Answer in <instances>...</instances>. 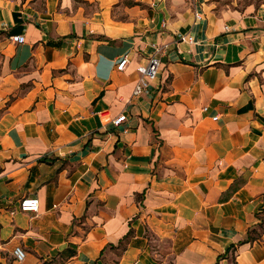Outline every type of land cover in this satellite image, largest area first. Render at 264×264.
Listing matches in <instances>:
<instances>
[{
	"label": "crops",
	"instance_id": "1",
	"mask_svg": "<svg viewBox=\"0 0 264 264\" xmlns=\"http://www.w3.org/2000/svg\"><path fill=\"white\" fill-rule=\"evenodd\" d=\"M0 264H264V0H0Z\"/></svg>",
	"mask_w": 264,
	"mask_h": 264
},
{
	"label": "built area",
	"instance_id": "2",
	"mask_svg": "<svg viewBox=\"0 0 264 264\" xmlns=\"http://www.w3.org/2000/svg\"><path fill=\"white\" fill-rule=\"evenodd\" d=\"M197 18H201L199 13H196ZM11 39L17 43L25 42L24 34H14L11 36ZM181 40L192 41L193 37L191 35H182ZM156 52L152 54L148 61L145 64H141L137 70L139 73L138 81L133 90V96H139L143 92H145L148 87L155 82L161 70L160 58L158 53L160 52V48L158 45H154ZM129 62V56L127 54L123 55L117 62V69L124 70ZM207 107H204L203 110H207ZM214 119H217V116H214ZM127 120V115L125 113H121L115 118H113L112 123L115 127L121 126ZM40 208V200L37 197H25L21 200V210L23 212H38ZM14 255L16 259L20 262L25 260L26 254L21 247H17L14 250Z\"/></svg>",
	"mask_w": 264,
	"mask_h": 264
}]
</instances>
